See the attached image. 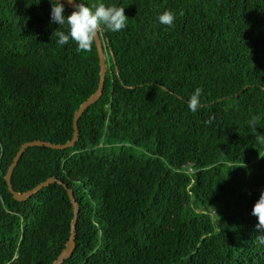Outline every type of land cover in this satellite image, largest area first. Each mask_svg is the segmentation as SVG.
<instances>
[{
    "label": "trees",
    "instance_id": "1",
    "mask_svg": "<svg viewBox=\"0 0 264 264\" xmlns=\"http://www.w3.org/2000/svg\"><path fill=\"white\" fill-rule=\"evenodd\" d=\"M75 1L103 27L102 95L72 147H30L11 176L72 190L61 264H264V0ZM98 81L72 9L0 0V264L64 249V187L19 202L4 176L24 143L71 140Z\"/></svg>",
    "mask_w": 264,
    "mask_h": 264
},
{
    "label": "water",
    "instance_id": "2",
    "mask_svg": "<svg viewBox=\"0 0 264 264\" xmlns=\"http://www.w3.org/2000/svg\"><path fill=\"white\" fill-rule=\"evenodd\" d=\"M58 3H64L65 6L72 9L75 13V15L81 19L83 24L87 27V29L90 31L99 62V81L96 91L89 97L87 100H85L78 109L74 112L73 115V122H72V138L70 141L66 142L65 144H53L50 142H42L39 140H34L31 142L24 143L19 150L17 151L16 155L14 156L12 163L8 167L7 173L4 176L5 182L7 184V189L9 193L12 195L14 200L22 202L29 199L32 195L37 194L42 188L48 186L52 183H59L61 184L64 189L67 192L68 198L70 200V203L72 205V212L73 217L71 219L70 223V235L68 240L66 241L64 249L61 251V253L58 255L57 259L52 262V264H61L64 260L68 259L74 249H75V238H76V222H77V216H78V204L73 196V192L71 189H69L66 185L62 184V182L57 181L54 178H49L45 180L44 182L38 184L33 189L25 191V192H16L12 188L11 185V176L13 173L14 168L16 167L18 160L22 156V154L30 147H46L50 149H56V150H62L66 148H70L74 145V143L77 141L78 138V120L81 117V115L94 103H96L99 98L102 95L105 75L107 71V63H106V53L103 46V42L100 36V31H102L103 27L101 25H96L92 21L90 15L75 1V0H52ZM111 56L112 53H111ZM113 58V57H112Z\"/></svg>",
    "mask_w": 264,
    "mask_h": 264
},
{
    "label": "bare ground",
    "instance_id": "3",
    "mask_svg": "<svg viewBox=\"0 0 264 264\" xmlns=\"http://www.w3.org/2000/svg\"><path fill=\"white\" fill-rule=\"evenodd\" d=\"M88 13V12H87Z\"/></svg>",
    "mask_w": 264,
    "mask_h": 264
}]
</instances>
